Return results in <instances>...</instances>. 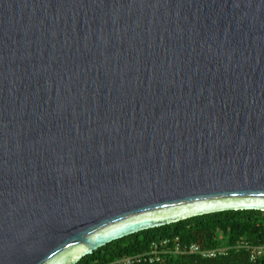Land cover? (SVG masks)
Returning <instances> with one entry per match:
<instances>
[{"label":"water","instance_id":"1","mask_svg":"<svg viewBox=\"0 0 264 264\" xmlns=\"http://www.w3.org/2000/svg\"><path fill=\"white\" fill-rule=\"evenodd\" d=\"M264 211V0H0V264Z\"/></svg>","mask_w":264,"mask_h":264},{"label":"trees","instance_id":"2","mask_svg":"<svg viewBox=\"0 0 264 264\" xmlns=\"http://www.w3.org/2000/svg\"><path fill=\"white\" fill-rule=\"evenodd\" d=\"M169 240L161 261L136 264H264V252L252 259L251 246L264 245V211L225 210L200 214L177 222L127 235L82 257L76 264H104L125 255L146 252ZM181 250L174 251L176 244ZM192 244L201 249H224L213 257L187 251Z\"/></svg>","mask_w":264,"mask_h":264},{"label":"built area","instance_id":"3","mask_svg":"<svg viewBox=\"0 0 264 264\" xmlns=\"http://www.w3.org/2000/svg\"><path fill=\"white\" fill-rule=\"evenodd\" d=\"M169 240H163L159 244L154 243L149 250L146 252L134 254V255H125L120 258H117L111 262H106L104 264H136L143 261L156 262L161 261L163 254L168 253L169 249L166 248ZM252 249L251 258L254 260L258 255L264 252V245H255L250 247ZM181 250L180 245L177 243L174 251ZM187 251L199 253L204 257H213L218 253L224 251V249H201L197 244H192L187 249Z\"/></svg>","mask_w":264,"mask_h":264}]
</instances>
